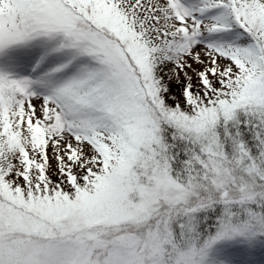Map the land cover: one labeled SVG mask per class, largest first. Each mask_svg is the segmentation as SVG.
<instances>
[{
    "label": "snow or ice",
    "instance_id": "6c2138e0",
    "mask_svg": "<svg viewBox=\"0 0 264 264\" xmlns=\"http://www.w3.org/2000/svg\"><path fill=\"white\" fill-rule=\"evenodd\" d=\"M0 264H264V0H0Z\"/></svg>",
    "mask_w": 264,
    "mask_h": 264
}]
</instances>
